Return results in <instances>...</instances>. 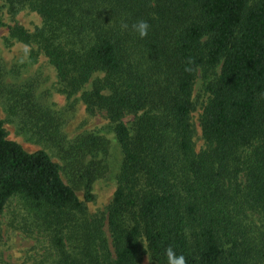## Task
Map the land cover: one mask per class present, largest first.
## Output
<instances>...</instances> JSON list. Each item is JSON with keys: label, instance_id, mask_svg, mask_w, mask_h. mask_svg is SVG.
Masks as SVG:
<instances>
[{"label": "trees", "instance_id": "trees-1", "mask_svg": "<svg viewBox=\"0 0 264 264\" xmlns=\"http://www.w3.org/2000/svg\"><path fill=\"white\" fill-rule=\"evenodd\" d=\"M31 8L41 26L14 24L9 36L36 46L62 93L105 115L123 161L105 214L89 215L49 155L10 140L0 119V217L17 199L57 264H140L142 241L157 264H169V248L185 264H264V0H33ZM198 73L208 100L196 152ZM33 114L35 134L52 140L55 122ZM96 140L76 149L94 156Z\"/></svg>", "mask_w": 264, "mask_h": 264}, {"label": "rangeland", "instance_id": "rangeland-1", "mask_svg": "<svg viewBox=\"0 0 264 264\" xmlns=\"http://www.w3.org/2000/svg\"><path fill=\"white\" fill-rule=\"evenodd\" d=\"M32 1L0 0L4 24L0 28V119L10 140L28 152L43 150L49 155L59 167L63 182L74 189L89 215L105 214L118 187L117 175L123 161L121 147L103 113L89 114L79 94L68 97L62 93L55 69L35 45L23 44L9 36L7 27L14 24L28 32L41 26L40 16L31 8ZM205 81L198 73L192 92L194 111L190 120L194 126L196 152L204 148L199 117L208 100ZM89 88L90 85H86L85 89ZM22 93L23 106L17 96ZM33 113H42L55 122L57 130L52 140L35 134L30 117ZM131 121L132 117L123 119L128 126ZM91 136L98 139L97 146L91 148L95 150L94 156L78 152V144ZM88 178L92 180L89 189L86 187ZM103 233L113 257L106 221ZM142 247L145 252L140 264H157L143 241ZM57 261L56 251L47 236L34 227L21 203L12 199L0 217V264H57Z\"/></svg>", "mask_w": 264, "mask_h": 264}, {"label": "clouds", "instance_id": "clouds-1", "mask_svg": "<svg viewBox=\"0 0 264 264\" xmlns=\"http://www.w3.org/2000/svg\"><path fill=\"white\" fill-rule=\"evenodd\" d=\"M136 27L141 37L147 35L148 24L146 22L141 21ZM167 257L169 264H185V258L182 255L177 256L171 248L167 249Z\"/></svg>", "mask_w": 264, "mask_h": 264}]
</instances>
